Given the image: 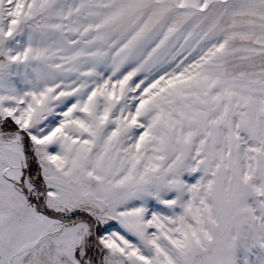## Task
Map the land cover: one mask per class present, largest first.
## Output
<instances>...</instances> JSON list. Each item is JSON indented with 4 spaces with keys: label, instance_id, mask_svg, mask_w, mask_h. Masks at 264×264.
I'll return each instance as SVG.
<instances>
[{
    "label": "snow or ice",
    "instance_id": "6c2138e0",
    "mask_svg": "<svg viewBox=\"0 0 264 264\" xmlns=\"http://www.w3.org/2000/svg\"><path fill=\"white\" fill-rule=\"evenodd\" d=\"M0 264H264V0H0Z\"/></svg>",
    "mask_w": 264,
    "mask_h": 264
}]
</instances>
